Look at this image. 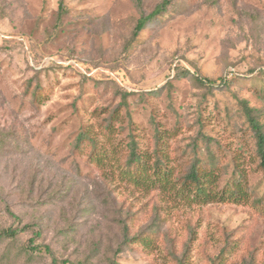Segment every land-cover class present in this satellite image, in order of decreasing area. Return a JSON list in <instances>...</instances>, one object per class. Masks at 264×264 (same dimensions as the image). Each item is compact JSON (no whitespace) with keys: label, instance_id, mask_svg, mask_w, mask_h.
<instances>
[{"label":"rangeland","instance_id":"rangeland-1","mask_svg":"<svg viewBox=\"0 0 264 264\" xmlns=\"http://www.w3.org/2000/svg\"><path fill=\"white\" fill-rule=\"evenodd\" d=\"M162 1L0 0V264H264V0Z\"/></svg>","mask_w":264,"mask_h":264},{"label":"trees","instance_id":"trees-1","mask_svg":"<svg viewBox=\"0 0 264 264\" xmlns=\"http://www.w3.org/2000/svg\"><path fill=\"white\" fill-rule=\"evenodd\" d=\"M172 1L173 0H163L149 14L142 13L135 26L134 35L137 36L138 34H140L146 28L147 24L151 20L163 14L167 10L168 6L171 4ZM138 3L140 5V0H138ZM62 6H63V0H60V7L62 8ZM196 80L199 83L206 85H212L215 83V81L212 79L204 78L200 76H197ZM123 95L124 97H126V93H124ZM242 105L245 115L247 116V119L250 123V126L255 132L256 141H257V152L260 157V165L264 171V127L259 122L256 115L254 114V110L250 108L245 101L242 102ZM85 141L95 142L94 136L90 135V131L81 132V134L78 137V145L80 146ZM99 157L100 156L97 157L96 163L99 162ZM139 160H140V155L137 153L135 148H132L130 151V163H136ZM215 165H216L215 160H209L207 166L200 164L199 162H196L191 167L190 172L186 175L184 182L185 184L183 186L182 192L189 193L192 191L194 193L193 198L200 201H207V199H211L212 197H215L217 194L215 193V191L212 190V184L214 183L217 175V172L215 171ZM245 195H248L247 190L242 186L241 181H238L235 186H231L229 187V189L222 191V193L220 194V200L240 201ZM26 227L28 226H25L24 228L18 230H12L9 228L3 229L1 235H9V236L16 235L17 233L24 231ZM44 249L51 252L49 245L44 246ZM83 264H88V263L83 262Z\"/></svg>","mask_w":264,"mask_h":264}]
</instances>
